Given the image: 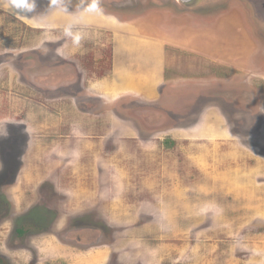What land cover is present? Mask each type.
I'll list each match as a JSON object with an SVG mask.
<instances>
[{
	"label": "rangeland",
	"instance_id": "374dc122",
	"mask_svg": "<svg viewBox=\"0 0 264 264\" xmlns=\"http://www.w3.org/2000/svg\"><path fill=\"white\" fill-rule=\"evenodd\" d=\"M87 6L166 42L152 95ZM0 257L264 264V0H0Z\"/></svg>",
	"mask_w": 264,
	"mask_h": 264
},
{
	"label": "crops",
	"instance_id": "0c3cea01",
	"mask_svg": "<svg viewBox=\"0 0 264 264\" xmlns=\"http://www.w3.org/2000/svg\"><path fill=\"white\" fill-rule=\"evenodd\" d=\"M92 6H87L85 9L79 10L77 12V33H79L81 36H96L97 30L94 28H104L109 32V36L107 37L111 38V42L117 41V45H113V51H112V67L111 71H109L110 76L106 83H109L111 86L114 85L116 80L118 81H124L125 82V88L121 85V92H129L132 89V86L134 85L133 81L138 82V86L143 89L145 87L146 93L149 91V94H151V87L154 84H157L158 82H161L160 75L161 72H155L152 76H149V72L152 70L153 67H158L159 69H163L167 66V62L164 63L163 58L161 57V52L163 45L161 42L166 46V42L162 40V38L155 37L154 40L148 39L147 40H135L129 37L130 31H127L131 24V30H135L139 33V35L143 36L141 28L138 26V24L125 22V23H117L115 21V17L109 15V17L105 18V23L102 21V17L98 16V14L95 13ZM106 9V8H105ZM88 12V13H86ZM89 13H94L95 16L90 17L89 19H85L89 17ZM114 19V20H112ZM88 28H91V31L87 30ZM103 30V29H101ZM133 40V41H131ZM124 41V54H123V47L122 42ZM154 41V42H153ZM113 44V43H112ZM118 51V52H117ZM150 51V53H148ZM154 52V53H153ZM122 53L123 55V62L122 58L119 56ZM153 55L151 56V54ZM157 53V54H156ZM135 58L134 61L131 63V59ZM130 64L134 65L133 70H130ZM127 65V66H124ZM113 69V70H112ZM154 70V69H153ZM155 71V70H154ZM163 76V75H162ZM122 78V80H121ZM155 94L158 92L157 90L153 91Z\"/></svg>",
	"mask_w": 264,
	"mask_h": 264
},
{
	"label": "trees",
	"instance_id": "16d2710c",
	"mask_svg": "<svg viewBox=\"0 0 264 264\" xmlns=\"http://www.w3.org/2000/svg\"><path fill=\"white\" fill-rule=\"evenodd\" d=\"M17 232H18L19 235H22L23 230L22 229H18ZM0 264H8V263H6L5 260L2 257H0Z\"/></svg>",
	"mask_w": 264,
	"mask_h": 264
},
{
	"label": "water",
	"instance_id": "95a60500",
	"mask_svg": "<svg viewBox=\"0 0 264 264\" xmlns=\"http://www.w3.org/2000/svg\"><path fill=\"white\" fill-rule=\"evenodd\" d=\"M181 1H183V2H188V1H190V0H181Z\"/></svg>",
	"mask_w": 264,
	"mask_h": 264
}]
</instances>
